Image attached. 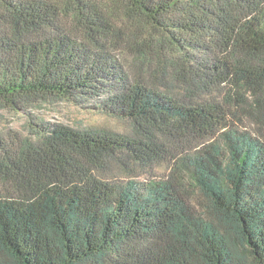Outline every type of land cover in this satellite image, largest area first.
Returning a JSON list of instances; mask_svg holds the SVG:
<instances>
[{
    "label": "trees",
    "instance_id": "1",
    "mask_svg": "<svg viewBox=\"0 0 264 264\" xmlns=\"http://www.w3.org/2000/svg\"><path fill=\"white\" fill-rule=\"evenodd\" d=\"M117 1L0 0V106L130 125L0 136V264H264V0Z\"/></svg>",
    "mask_w": 264,
    "mask_h": 264
},
{
    "label": "rangeland",
    "instance_id": "2",
    "mask_svg": "<svg viewBox=\"0 0 264 264\" xmlns=\"http://www.w3.org/2000/svg\"><path fill=\"white\" fill-rule=\"evenodd\" d=\"M106 1L87 0L89 4L95 6H100ZM108 2L110 8L120 12L121 4L119 1L108 0ZM137 30L133 23L125 27L121 24L119 29L120 39L111 35L109 44L113 45L116 42L119 44L124 37H131L137 34ZM124 50V52L120 50L119 55L127 58L130 51L126 47ZM128 59H131V57ZM98 101V99H83L82 101L47 100L29 106L26 111L10 110L5 106H0V136H3L9 143L11 140L16 139L33 140L34 132L40 125L46 126L50 124H63L77 130H108L118 134H128L130 129L128 122L115 119L97 109L95 106ZM242 117L244 124L247 125L248 120L244 116ZM166 166V163H161L150 167H137L136 174L144 180L160 178L167 173ZM116 170L117 167L113 166V172Z\"/></svg>",
    "mask_w": 264,
    "mask_h": 264
}]
</instances>
